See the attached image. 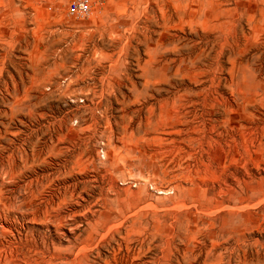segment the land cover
Instances as JSON below:
<instances>
[{
    "label": "rangeland",
    "instance_id": "obj_1",
    "mask_svg": "<svg viewBox=\"0 0 264 264\" xmlns=\"http://www.w3.org/2000/svg\"><path fill=\"white\" fill-rule=\"evenodd\" d=\"M71 1L0 0V264H264V0Z\"/></svg>",
    "mask_w": 264,
    "mask_h": 264
},
{
    "label": "built area",
    "instance_id": "obj_2",
    "mask_svg": "<svg viewBox=\"0 0 264 264\" xmlns=\"http://www.w3.org/2000/svg\"><path fill=\"white\" fill-rule=\"evenodd\" d=\"M68 9L71 13L83 15L89 11V4L87 0H73L69 3Z\"/></svg>",
    "mask_w": 264,
    "mask_h": 264
},
{
    "label": "bare ground",
    "instance_id": "obj_3",
    "mask_svg": "<svg viewBox=\"0 0 264 264\" xmlns=\"http://www.w3.org/2000/svg\"><path fill=\"white\" fill-rule=\"evenodd\" d=\"M256 25H257V24H256ZM47 211H48V210H47ZM43 250H44V249H43ZM81 250H82V249H81ZM29 252H30V251H29ZM35 252H36V250H35ZM80 252H81V251H80ZM80 252H79V253H80ZM41 253H42V252H41ZM29 254H30V253H29ZM39 254H40V253H39ZM78 255H79V254H78ZM14 256H15V255H14ZM24 257H25V256H24ZM27 257H28V256H27ZM27 257H26V258H27ZM29 257H30V256H29ZM51 257H52V256H51ZM31 258H32V257H31ZM31 258H30V259H31ZM27 259H28V258H27ZM33 259H34V258H33ZM33 259H32V260H33ZM37 259H38V258H37ZM41 260H42V259H41ZM32 263H33V262H32ZM36 263L38 264V261H37ZM48 264H49V263H48Z\"/></svg>",
    "mask_w": 264,
    "mask_h": 264
}]
</instances>
